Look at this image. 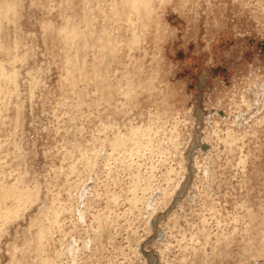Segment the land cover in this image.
Masks as SVG:
<instances>
[{
    "label": "rangeland",
    "instance_id": "374dc122",
    "mask_svg": "<svg viewBox=\"0 0 264 264\" xmlns=\"http://www.w3.org/2000/svg\"><path fill=\"white\" fill-rule=\"evenodd\" d=\"M139 1L0 0V264H264V0Z\"/></svg>",
    "mask_w": 264,
    "mask_h": 264
},
{
    "label": "bare ground",
    "instance_id": "6f19581e",
    "mask_svg": "<svg viewBox=\"0 0 264 264\" xmlns=\"http://www.w3.org/2000/svg\"><path fill=\"white\" fill-rule=\"evenodd\" d=\"M138 1H139V0H138ZM141 1H142V0H140L139 2L141 3ZM132 3H135V2H132ZM136 3H137V2H136ZM136 3H135V4H136ZM140 3H139V4H140ZM144 3H145V2H144ZM146 4H147V3H146ZM144 6H145V5H144ZM147 6H148V5H147Z\"/></svg>",
    "mask_w": 264,
    "mask_h": 264
}]
</instances>
